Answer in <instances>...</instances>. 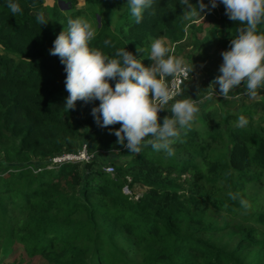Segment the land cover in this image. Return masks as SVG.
<instances>
[{
	"label": "trees",
	"instance_id": "obj_1",
	"mask_svg": "<svg viewBox=\"0 0 264 264\" xmlns=\"http://www.w3.org/2000/svg\"><path fill=\"white\" fill-rule=\"evenodd\" d=\"M45 1L17 0L21 12L12 15L0 0V257L20 252L4 263L264 264V95L248 104L202 102L179 129L172 156L143 145L128 152L109 132L119 123H95L91 108L99 101L63 107L64 66L48 49L67 18L84 11L67 14L59 1L74 9L77 0H54L51 21L40 26L35 10L44 12ZM86 2L97 21L99 5L107 15L127 7L126 0ZM182 11L178 0H153L136 24L127 8L117 31L97 22L89 47L109 56L125 47L148 65L137 46L163 36L174 55L193 64L190 79L200 65L209 93L237 22L222 4L189 20ZM242 94L240 86L228 97ZM184 98L200 102L191 80L175 100ZM167 114L161 110L158 118ZM241 114L248 124L237 127ZM83 145L94 154L91 162L44 169ZM113 156L123 162L108 174L102 165ZM239 198L249 202L247 210Z\"/></svg>",
	"mask_w": 264,
	"mask_h": 264
},
{
	"label": "clouds",
	"instance_id": "obj_2",
	"mask_svg": "<svg viewBox=\"0 0 264 264\" xmlns=\"http://www.w3.org/2000/svg\"><path fill=\"white\" fill-rule=\"evenodd\" d=\"M178 2L183 6L184 20L202 16L206 8L222 4L227 18L237 22L229 47L220 53L219 75L209 85L213 92L218 88L215 94L227 98L230 90L243 86L246 95L255 96L258 89L264 88V31L258 30V25L264 24V0ZM3 3L12 15L21 12L17 0H3ZM125 4L132 21L139 24L153 0H126ZM35 20L40 26L49 22L39 9L35 10ZM93 36L94 26L87 18L68 17L48 49L64 66L67 96L63 107L68 111L76 107L78 100L99 101L91 108V115L101 128L119 123L118 128H109L117 144L123 145L128 152L138 153L143 145L172 156L171 145L179 129L188 126L199 109L191 98L173 100V96L180 93L172 92L164 77L188 75L193 64L174 55L163 36L151 39L147 48L137 46L136 52L147 57L148 65L125 47L116 49L113 56L90 48ZM164 109L168 114L158 118V112ZM247 124L245 115L237 116V127ZM228 196L235 200L239 194L229 192ZM239 204L245 210L250 207L244 198H239Z\"/></svg>",
	"mask_w": 264,
	"mask_h": 264
},
{
	"label": "rangeland",
	"instance_id": "obj_3",
	"mask_svg": "<svg viewBox=\"0 0 264 264\" xmlns=\"http://www.w3.org/2000/svg\"><path fill=\"white\" fill-rule=\"evenodd\" d=\"M62 8L64 9L65 12H67V14H71L74 12H81L84 11V13L81 16H84L85 18H87L89 20L90 23L93 24L94 26V34L96 33L97 30V22L98 24L101 26L102 21H104L105 24H107L109 26V28L113 31H117V26L119 25V22L121 20V18L123 17V15L125 14V10L127 9V7L124 8V10L116 12L114 14H104L102 12V7L101 5H99L100 10L98 11L99 15L98 17V21L93 17V15L89 14L88 12H86V8H87V2L86 0H77V4L75 5L74 9H71L69 7V3L68 2H64L62 1ZM55 5V1L54 0H46L45 1V16L46 19L50 22L51 21V16H52V11H53V6ZM207 79L206 74L204 73V71L200 68V65L198 64L195 67V73L194 75L191 77V83H192V87L194 88V90L196 91V93L200 96V98L198 99V101H200L198 104H196L197 106H199L202 102L203 105H206V107L212 105H217V103L219 102L218 100H230L233 102H238L237 100H241L243 103H251L254 102L255 100L261 98L262 95H264V90L263 89H258L257 90V94L255 96H248L245 93L242 95H239L237 97H227L224 98L223 96L217 95L215 94V91H211L209 93H203V83L205 82V80ZM214 101V102H213ZM216 102V103H215ZM172 103L169 102V105ZM236 104V103H235ZM239 104V103H237ZM240 105V104H239ZM166 108L168 107L167 105L165 106ZM199 113V112H198ZM86 139V136H82L81 137V142H84ZM112 159V160H110ZM108 162L106 164H111V165H115V164H121L123 161L121 160L120 156H113L111 157ZM104 164V165H106ZM102 165V167L104 166ZM101 167V166H100ZM3 170V169H2ZM1 171V170H0ZM137 192H140L139 190H137ZM20 252H16L13 257H10L7 259H4L5 256H1L0 257V263L1 264H9L7 263L8 261H14V259L19 255ZM4 261H7L6 263H4ZM41 260H37L35 263L33 264H41Z\"/></svg>",
	"mask_w": 264,
	"mask_h": 264
},
{
	"label": "built area",
	"instance_id": "obj_4",
	"mask_svg": "<svg viewBox=\"0 0 264 264\" xmlns=\"http://www.w3.org/2000/svg\"><path fill=\"white\" fill-rule=\"evenodd\" d=\"M190 80V74L184 75V76H178L176 78H171L170 81L166 80V77H164V81L167 85V87L172 92H179V95L173 96V100H175L177 97H179L182 94L183 86L186 81ZM170 100L169 102H171ZM195 102V101H194ZM198 104V102H195ZM94 159V154H90L87 150V146L83 145V147L79 150L77 153H67L64 152L62 154H59L46 164L44 169H54L59 168L64 164H78V163H89ZM103 171L108 174H113L115 171V168L111 164H107L102 167ZM42 168H38L36 170V173L42 171Z\"/></svg>",
	"mask_w": 264,
	"mask_h": 264
},
{
	"label": "water",
	"instance_id": "obj_5",
	"mask_svg": "<svg viewBox=\"0 0 264 264\" xmlns=\"http://www.w3.org/2000/svg\"><path fill=\"white\" fill-rule=\"evenodd\" d=\"M62 4H63L62 1H59V5L61 6V8H62ZM62 9H63V8H62ZM63 10H64V9H63Z\"/></svg>",
	"mask_w": 264,
	"mask_h": 264
}]
</instances>
